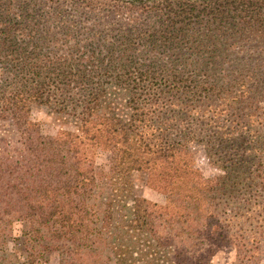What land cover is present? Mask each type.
Listing matches in <instances>:
<instances>
[{"label":"trees","instance_id":"16d2710c","mask_svg":"<svg viewBox=\"0 0 264 264\" xmlns=\"http://www.w3.org/2000/svg\"><path fill=\"white\" fill-rule=\"evenodd\" d=\"M41 4L43 11L52 8L49 16L59 20L66 17L64 5L71 4L94 27L82 39L90 42L81 45L78 37L85 28L76 22L77 28L70 30V54L55 47L50 59H38L37 52L22 47L18 57L10 58L16 31L28 25L9 10L6 15L0 10V125H9L11 132L0 136V264L17 262L11 261L16 254L8 256L5 250L15 222L23 225L26 253L19 264H49L52 249L61 255L59 264H211L213 255L228 244L234 246L233 264H260V89L252 92L248 85L234 91L244 82L239 78H185L172 64L162 65L159 58L148 60L140 53L146 47H178L175 37L185 36L183 23L201 26L198 21L206 14L211 24L262 28L264 0L35 3ZM103 20L117 30L112 38L98 32ZM123 29L127 33L119 34ZM32 31L22 33L34 39ZM43 33L44 28L36 41ZM142 39L146 43H140ZM263 83V78L252 81L257 89ZM34 106L45 107L59 122L54 134L42 132L31 116ZM234 108L236 119L263 128L252 132L259 136L254 169L246 158L243 135L217 129L224 120L221 113ZM200 142L211 161L222 159L221 153L226 157L220 160L224 174L212 186L204 184L196 164L192 145ZM99 152L107 155V169L95 166ZM136 175L165 194L166 201L139 195Z\"/></svg>","mask_w":264,"mask_h":264},{"label":"rangeland","instance_id":"374dc122","mask_svg":"<svg viewBox=\"0 0 264 264\" xmlns=\"http://www.w3.org/2000/svg\"><path fill=\"white\" fill-rule=\"evenodd\" d=\"M3 2L8 4L11 3L9 0H2L0 4H3ZM36 2L40 3V0H14V2L9 4L8 7L6 5H0V10L5 15L10 12L11 16H15L17 19H20L21 17V19L24 20L23 22L28 25L26 29L22 28L23 30L16 31V37L13 39V46L15 49L8 50V52H10V58L13 56L18 57L19 50L22 47H26L30 52L33 50L35 52L34 55H36L37 52L36 57L38 59H50L55 51L53 50L55 47L60 48L61 53L70 54L72 44L74 43V39L71 38L70 35V30L77 28L76 22L79 21L85 28L84 33L80 34L78 37L80 40L90 32L88 28L94 27V25L87 22L86 19L82 20L71 4L64 5L62 10H66L63 11V14H65L66 17L59 20L55 17L49 16V14H51L49 12H54L52 8H47L43 11V5H35ZM39 8L41 10H38ZM26 12H31L32 14L30 17L24 19L22 17L25 16ZM39 12L42 13V15H39ZM208 18V14L201 17L198 21L202 24L201 26L198 24L183 23L185 27V36L175 37L178 47H168L164 50H156V48L146 47L145 51L140 53L141 56L148 58V60L150 58H159L158 61L162 65L169 66L172 64V66H175L177 69L176 70L175 67L173 68L176 74L192 80H206L210 82L217 79L220 82H226L228 78L244 79V82L239 83V85L235 86L233 90H245L248 85L252 92L260 89L258 98L260 101L258 106L261 107L259 112H262L264 116V83L261 84L258 89L256 88V85L253 86L252 84V81L255 78H263L264 80V27L253 29L252 25L246 24L244 29H239L237 28L239 25L238 22H236L235 25L229 23L211 24L208 22ZM220 18L221 14L217 20H220ZM91 19H95V17ZM101 22V24H104V20ZM67 23L75 25H72L67 29L65 28ZM24 25L25 24H23V26ZM42 28H44L46 33H43L44 35L36 41V38L42 32ZM48 28H50V31H47ZM56 28L58 30H55ZM33 29L37 31V33H35L36 31H32V34H35L34 39H30L22 33V31L28 32ZM110 29L111 27H109V25L104 24L98 32L108 34L109 38H112V35L116 33L117 30ZM55 31H57L56 34L52 35L51 32ZM66 32H69V35ZM118 32L119 34L127 33V30H118ZM89 39L82 40L81 45L88 42L87 40ZM145 41L146 39H142L140 43H146ZM36 45H38L39 48H36ZM40 49H42V51H40ZM73 54H76V51H74ZM71 57L72 56L69 58ZM207 110L208 109L205 108V111ZM236 112H238V110L234 108L230 114H225L224 112L221 113L224 120L218 124L217 129L220 127H222L221 130L228 128V130H231L230 135L232 133H234V136L243 135L246 144V152L248 154H246V158L249 160L250 168L254 169L256 166L255 160L258 158L259 136L253 135L252 132H255V130L258 131L259 129L263 130V128L257 127L260 123L252 124L248 121H239V118L236 119ZM31 116L34 120L40 123L42 132L45 134H54L60 127L59 122H55L54 119L47 114L45 107L34 106ZM203 120L205 123L207 122V118H203ZM6 132L7 134H11L10 126L1 124L0 136L6 134ZM192 147L194 148L196 164L203 173L204 184L207 186L216 184L224 174V170L220 167L222 165L220 160H225L226 157L221 153L220 157L222 159L213 162L206 156L205 145L203 143H193ZM230 153L234 154V152ZM95 166L99 170L107 169L108 158L106 153L99 152L95 159ZM134 183L139 195L161 204L166 201L165 194L145 184L140 175H136ZM261 194V198L264 201V190H262ZM9 239L10 241L5 245L6 254L8 256L11 255L12 252L16 254V258L13 256L11 261H17L16 264H19V262H22L26 254L25 244L23 242V225L21 223L15 222L13 224ZM106 254V252L103 253V259L106 258ZM47 258L49 264H59L61 255L59 254L58 249H52L48 252ZM234 259V246L228 244L213 255L211 264H233ZM106 261L108 262V259H106ZM2 264L8 263L3 260ZM260 264H264V250L261 254Z\"/></svg>","mask_w":264,"mask_h":264}]
</instances>
